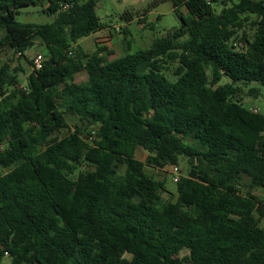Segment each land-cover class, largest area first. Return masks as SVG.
Instances as JSON below:
<instances>
[{
  "label": "trees",
  "instance_id": "1",
  "mask_svg": "<svg viewBox=\"0 0 264 264\" xmlns=\"http://www.w3.org/2000/svg\"><path fill=\"white\" fill-rule=\"evenodd\" d=\"M100 1L0 0V49L46 50L27 76L0 65V264H264V114L236 86H264V0H154L181 27L110 62L78 45L107 28ZM31 6L54 21L19 22ZM181 158L166 200L146 166Z\"/></svg>",
  "mask_w": 264,
  "mask_h": 264
},
{
  "label": "rangeland",
  "instance_id": "2",
  "mask_svg": "<svg viewBox=\"0 0 264 264\" xmlns=\"http://www.w3.org/2000/svg\"><path fill=\"white\" fill-rule=\"evenodd\" d=\"M228 5H231L230 0ZM154 0H101L98 4L97 14L101 19V22L107 27L105 31L97 36H89L90 39L79 41L82 48L87 53H93L98 45V41L108 40V43L103 46L106 51L102 54L104 55L106 61L110 62L126 54H135L141 50H148L151 48L153 42L164 37L168 32L176 30L181 27L182 21L174 11V7L170 2H161L154 9H150V6ZM238 2V0H234ZM216 11L219 13L222 10L220 4L215 5ZM44 8L41 6L26 7L20 10V14L17 17L18 21L21 23H35V24H45L54 21V18L45 13ZM128 13V14H127ZM185 17H188L186 9L182 10ZM132 17L130 21L125 20L124 15ZM146 17L144 23H141V19ZM140 20V21H139ZM250 22H246L245 30L249 35H254L255 30L249 26ZM120 28V32H116V29ZM253 29V30H252ZM124 30L127 33H124ZM4 31L0 30V39L4 35ZM238 37L242 35V31L237 32ZM88 38V37H87ZM100 39V40H99ZM36 45L33 49L26 53L25 57H22L9 49H0V65H7L11 69L22 67L25 70L26 76L32 71V66L30 62H33L37 55L45 56L46 50L40 41L35 42ZM177 70V65H172L167 71V76L171 80H175V72ZM87 80V76L80 74L76 78L77 83H84ZM228 79L224 78L221 85L228 83ZM22 86L25 85L23 81ZM240 89L239 99L245 98V105L253 110H257L261 114H264V86L256 83H238L236 84ZM257 90L260 95L256 97L249 96L251 90ZM67 120L70 129H77L83 133H86L87 128L82 125L79 120L75 117L67 116ZM69 133L65 130L61 136H65ZM147 158V152L140 148L137 151V159L145 162ZM182 176H186L189 167L187 166L185 158L178 160L176 164ZM146 172L153 179L157 181H163L166 184V188L169 191L164 193V198L166 200H174L177 198L176 184L172 180V169L171 166L166 167L163 170H154L146 166ZM254 193L260 198L264 199V190L255 189ZM264 226V223L262 224ZM188 252H183L182 256H187ZM127 258L131 259L130 255ZM1 264H12L10 258L5 257L2 259Z\"/></svg>",
  "mask_w": 264,
  "mask_h": 264
},
{
  "label": "built area",
  "instance_id": "3",
  "mask_svg": "<svg viewBox=\"0 0 264 264\" xmlns=\"http://www.w3.org/2000/svg\"><path fill=\"white\" fill-rule=\"evenodd\" d=\"M208 3L211 2V0H207ZM62 7L64 9H68L70 8V5H62ZM121 29L120 28H117L116 29V32H120ZM21 55V54H19ZM44 56L43 55H37L34 60H33V65H32V69L33 70H41L44 66ZM255 112H258L257 110H254ZM171 169H172V180L175 184H177L180 180V178L182 177L181 175V171L179 169V167L177 165H172L171 166Z\"/></svg>",
  "mask_w": 264,
  "mask_h": 264
},
{
  "label": "crops",
  "instance_id": "4",
  "mask_svg": "<svg viewBox=\"0 0 264 264\" xmlns=\"http://www.w3.org/2000/svg\"><path fill=\"white\" fill-rule=\"evenodd\" d=\"M105 30H103V31H101V32H99V33H97V34H94V35H92V36H97L98 34H101V33H103ZM88 39H90L89 37L88 38H84V40H88ZM100 40V39H99ZM98 43V47H103V46H105L107 43H108V40H103V41H98L97 42ZM78 45L80 46V47H82L81 46V44L80 43H78ZM98 47H97V49H98ZM97 49L95 50V51H97ZM94 51V52H95ZM93 52V53H94ZM33 70V69H32ZM25 76H22V78H24Z\"/></svg>",
  "mask_w": 264,
  "mask_h": 264
}]
</instances>
